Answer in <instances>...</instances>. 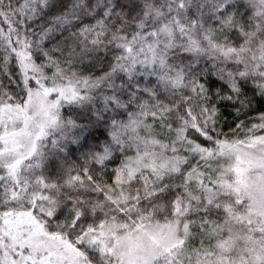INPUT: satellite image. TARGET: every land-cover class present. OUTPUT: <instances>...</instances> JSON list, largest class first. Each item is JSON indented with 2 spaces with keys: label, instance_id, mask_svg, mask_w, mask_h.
Wrapping results in <instances>:
<instances>
[{
  "label": "snow or ice",
  "instance_id": "obj_1",
  "mask_svg": "<svg viewBox=\"0 0 264 264\" xmlns=\"http://www.w3.org/2000/svg\"><path fill=\"white\" fill-rule=\"evenodd\" d=\"M253 100L264 0H0V264H264Z\"/></svg>",
  "mask_w": 264,
  "mask_h": 264
},
{
  "label": "trees",
  "instance_id": "obj_2",
  "mask_svg": "<svg viewBox=\"0 0 264 264\" xmlns=\"http://www.w3.org/2000/svg\"><path fill=\"white\" fill-rule=\"evenodd\" d=\"M251 96V93H249ZM253 109L254 111L247 117H241L245 123H249L250 121H254L256 115L260 111H264V100H253ZM224 113V122H222V127L225 132H230L231 127L234 126L235 123H239L240 121L236 119L235 110L232 107H227L223 109Z\"/></svg>",
  "mask_w": 264,
  "mask_h": 264
}]
</instances>
